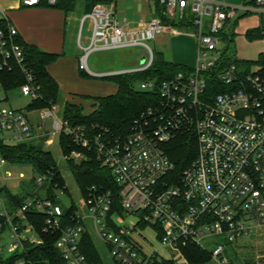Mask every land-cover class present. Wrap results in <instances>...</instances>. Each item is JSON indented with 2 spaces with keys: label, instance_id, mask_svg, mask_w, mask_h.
I'll return each mask as SVG.
<instances>
[{
  "label": "built area",
  "instance_id": "1",
  "mask_svg": "<svg viewBox=\"0 0 264 264\" xmlns=\"http://www.w3.org/2000/svg\"><path fill=\"white\" fill-rule=\"evenodd\" d=\"M147 1L148 7L155 11L161 7L169 21L183 27L168 25L156 15L131 25L126 18L119 19L114 0H105L83 15L78 35L79 70L98 79L150 69L155 51L148 43L166 32L185 34L196 42L193 67L160 84L147 80L135 85L137 90L158 93L160 101L135 122L125 138L91 137L85 128L71 127L58 118L57 106L41 110L42 119L53 120L52 132H38L44 124L37 129L25 112L4 106L7 97L0 81V134L5 135L0 141L19 144L47 135L48 149L64 133L82 148L94 145L98 159L112 172L123 212H113L117 204L112 190L93 187L82 196L86 212L73 202V214L65 218L59 201L69 192L67 183L60 186L50 171L34 172L30 180L21 175L20 182H33V190L22 191L20 205L9 206L0 195V243L7 238L8 255L43 243L28 213L45 216L44 232L60 233L56 246L66 264H98L83 253L87 232L109 247L116 264H153L154 257H162L161 251L174 260L192 245L203 249L211 245L212 261L230 264L227 247L241 238L257 237L264 229V77L258 72L247 74L224 39L225 33L235 29L236 20L249 14L260 17L257 29L264 35V0L241 5L225 0ZM43 2L55 6L59 0H21L25 7H40ZM0 20L7 21V27H0V69H12L24 63L25 55L16 40L18 30L1 9ZM125 47L145 51L139 68L105 74L90 71L92 53ZM24 70L21 93L35 100L39 87ZM218 86L223 91L218 93ZM182 131L195 134L198 149L190 165L176 176L164 146ZM67 160L80 164L85 155L78 151L62 154V161ZM9 164L0 154V174ZM147 228L154 231L160 245L149 252L144 247Z\"/></svg>",
  "mask_w": 264,
  "mask_h": 264
},
{
  "label": "trees",
  "instance_id": "2",
  "mask_svg": "<svg viewBox=\"0 0 264 264\" xmlns=\"http://www.w3.org/2000/svg\"><path fill=\"white\" fill-rule=\"evenodd\" d=\"M105 3V0H85L84 6L86 13L92 11L97 4ZM77 0H59L55 6H49L43 2L40 7L63 9L70 11L75 9ZM161 7L157 6L156 16L163 18L168 25L183 27L182 23L169 21L163 14ZM239 23L236 20L234 25ZM0 27H7L6 20H0ZM230 35L225 33L224 39L227 48L234 50L235 29L229 31ZM264 37L260 29L248 31L246 38L254 40ZM17 42L22 46L25 60L22 65H14L12 69H0V81L5 92H10L20 88L26 83V73L24 68L35 78V83L39 87V97L32 101L28 106L29 110H45L58 106L61 101V91L58 83L48 71V66L55 63L59 54L48 53L35 45L28 44L19 36ZM238 65L245 69L247 74H251L253 66L260 67L258 74L264 77V53L260 55L258 61L251 62L245 60L236 61ZM1 63V60H0ZM187 66L175 64L167 59L163 53L155 55L153 66L145 72L121 74L110 77H104L103 80L114 83L118 87L115 95L106 97H85L89 100L91 111L85 112V106L65 102L62 112V119L67 121L71 127H83L87 130L89 136L97 135L113 138H125L132 131L135 122L140 120L149 108H155L159 105L160 96L156 92L140 91L135 85L142 81L155 80L157 84L167 81L176 76L179 72L186 71ZM84 78H94L84 71H80ZM223 91L218 86V93ZM48 136L41 137L39 141H30L19 144H5L0 141V154L11 164L30 165L37 174L53 173L54 181L60 186L66 185V180L62 176L58 163L52 152L45 147L44 142ZM58 143L63 155L67 156L73 151L82 152L85 160L80 164L72 161L64 162L71 169L78 188L82 196L86 197L90 188L97 187L104 190H112L115 193L116 207L113 212L123 215L119 207L118 187L112 172L109 168L103 166L98 159L95 146L82 148L78 146L72 136L62 133L59 136ZM165 154L175 165V175H180L197 155L198 143L193 132H179L175 138L165 144ZM33 185V182L32 184ZM5 194L6 199L13 205H20L24 197L20 194L11 192L8 188L0 189V194ZM61 204V200L59 201ZM63 206V205H62ZM64 217L67 218L73 214V207H65ZM30 222H33L38 236L43 240L41 245L26 247L24 250L0 256V264H18L24 261L31 264H66L65 260L56 244L60 233L44 232L45 216L39 213H28ZM83 253L89 260L98 264H103L100 250L95 242L93 235L85 233L82 241ZM183 257L189 264H208L212 261V251L203 249L199 246H188L182 250ZM233 261V260H231ZM116 263V261H115ZM153 264H175L174 260L163 257H154Z\"/></svg>",
  "mask_w": 264,
  "mask_h": 264
},
{
  "label": "crops",
  "instance_id": "3",
  "mask_svg": "<svg viewBox=\"0 0 264 264\" xmlns=\"http://www.w3.org/2000/svg\"><path fill=\"white\" fill-rule=\"evenodd\" d=\"M84 1L80 0L81 8L79 10L82 16L77 10L78 4L75 9L66 11L48 7H25L21 0H0V9L10 24L18 30L24 42L35 45L45 52L60 55L55 63L48 66L49 73L58 83L61 93L64 94L65 102L82 104L87 107L91 102L88 103L89 100L84 99L85 97L115 95L118 87L107 80L84 78L80 74L78 35L81 19L86 13ZM147 2V0L141 2V5L134 2L132 5V0H129L123 5L119 0H114L119 19L126 18L131 25L132 22H137L143 18L149 19L151 15H155V8L148 7ZM248 31L250 30H247L246 33ZM183 36L190 37L185 34L172 35L170 32H166L155 40V43L159 47L160 53H163L167 59L171 58L168 59L169 61L193 67L196 61L197 47L192 37L190 38L194 42L191 39H185L186 45L172 50L174 40L181 39ZM231 252L233 261H230V264H264V256L261 257L258 253L253 254L250 245L239 246L236 243ZM163 253L166 254V251H161L163 258L173 260L170 253H168L169 255L166 254L167 256ZM174 262L175 264H189L184 257H178L174 259ZM208 264L218 263L211 261Z\"/></svg>",
  "mask_w": 264,
  "mask_h": 264
},
{
  "label": "rangeland",
  "instance_id": "4",
  "mask_svg": "<svg viewBox=\"0 0 264 264\" xmlns=\"http://www.w3.org/2000/svg\"><path fill=\"white\" fill-rule=\"evenodd\" d=\"M129 0H119L120 3H126ZM145 0H132V5L134 2L137 5H141V2ZM244 1L249 2L250 0H226L227 3L233 5H241ZM124 5V4H123ZM81 8L80 0H78V8ZM79 14L82 16L80 10L78 11ZM260 24V17L255 14H249L239 19V23L235 25V33L234 36V50L236 52L237 58L239 60L251 61L255 62L258 61L261 54L264 53V37L256 38L254 40H249L246 38V31L247 30H255L259 27ZM87 27V25H86ZM85 27V29H86ZM229 27V26H228ZM229 31H228V33ZM86 35V31H85ZM184 35V34H183ZM184 37V36H183ZM179 38L178 40H174L172 50L176 48H181L182 46L186 45L185 39H191L193 42L194 40L190 37ZM174 39L178 37H172ZM149 46H151L154 51L155 55H157L160 51L159 47L156 45L154 40L149 41ZM196 44V42H195ZM177 46V47H176ZM145 56V51L139 47H125V48H116L110 50H101L91 54L89 57V69L92 73L95 74H105L109 72L115 71H127V70H135L139 68L142 64V58ZM173 56V55H172ZM171 56V57H172ZM169 57V56H168ZM170 58V57H169ZM168 58V59H169ZM171 59V58H170ZM169 59V60H170ZM260 67L255 65L252 67L251 72H258ZM95 79V78H93ZM7 97V101L4 103V106L7 108H11L17 111H23L28 116L29 120L35 126V128L39 125L44 124L43 128H40V131H48L52 132L53 120L52 119H42L41 111L37 110H29L28 106L32 104L33 99L30 96H25L21 93L20 88L7 92L5 95ZM88 103L90 101H87ZM65 104L64 94L61 93V101L60 104L57 106V117H62L63 107ZM91 107L88 105L85 107V112H90ZM43 129V130H42ZM5 135L0 134V139H4ZM50 150L55 157L57 163L60 166L62 174L66 180L67 187L69 192L66 195L60 197L62 202L61 205L65 207H70L73 202L79 205L80 211L82 213L86 212V204L84 199L82 198L81 192L78 188L77 182L71 170L66 168V163L62 161V153L61 148L58 143V139L56 138V143L49 147ZM23 176L26 180H30L34 177V171L30 165H20V164H9L7 167L4 168L3 172L0 174V188H8L11 192L16 194H21L22 191L27 190L29 193L33 190V186L29 182H20V176ZM2 198H4L7 204L10 206L11 204L7 201L6 195L0 194ZM131 220V219H130ZM260 236L257 238H250L244 237L238 240V244L240 245H250V250L253 254L258 253L259 256H264V229L259 233ZM144 237L146 241L144 242V247L146 251H152L154 248L158 249L160 247L159 242L157 240V235L151 228H147L144 232ZM95 242L100 250L103 264H116L111 253L109 247L103 244L96 236ZM7 238L0 243V249H2L3 256H8L6 247H7ZM151 245L153 247H151ZM234 245V244H233ZM233 245H229L227 247V257L232 260V252L231 249ZM209 249H212L213 246H208ZM164 254V253H163ZM167 255H169L166 252ZM164 254L165 256H167Z\"/></svg>",
  "mask_w": 264,
  "mask_h": 264
},
{
  "label": "water",
  "instance_id": "5",
  "mask_svg": "<svg viewBox=\"0 0 264 264\" xmlns=\"http://www.w3.org/2000/svg\"><path fill=\"white\" fill-rule=\"evenodd\" d=\"M145 61V57L142 58V63Z\"/></svg>",
  "mask_w": 264,
  "mask_h": 264
}]
</instances>
